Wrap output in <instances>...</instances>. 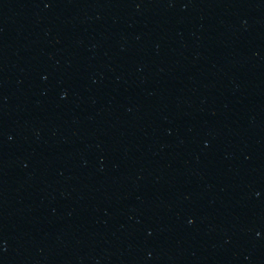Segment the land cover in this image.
I'll use <instances>...</instances> for the list:
<instances>
[{
  "label": "water",
  "instance_id": "water-1",
  "mask_svg": "<svg viewBox=\"0 0 264 264\" xmlns=\"http://www.w3.org/2000/svg\"><path fill=\"white\" fill-rule=\"evenodd\" d=\"M0 264H264V0H0Z\"/></svg>",
  "mask_w": 264,
  "mask_h": 264
}]
</instances>
